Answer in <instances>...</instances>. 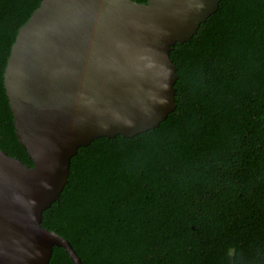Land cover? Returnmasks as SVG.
Here are the masks:
<instances>
[{"label": "trees", "instance_id": "trees-1", "mask_svg": "<svg viewBox=\"0 0 264 264\" xmlns=\"http://www.w3.org/2000/svg\"><path fill=\"white\" fill-rule=\"evenodd\" d=\"M42 1L0 0V150L29 167L4 74ZM170 58L176 110L80 148L42 226L83 264H264V0H222ZM49 264L73 262L54 248Z\"/></svg>", "mask_w": 264, "mask_h": 264}, {"label": "water", "instance_id": "water-1", "mask_svg": "<svg viewBox=\"0 0 264 264\" xmlns=\"http://www.w3.org/2000/svg\"><path fill=\"white\" fill-rule=\"evenodd\" d=\"M222 0H43L19 30L4 87L33 167L0 150V264H49L71 243L42 226L71 160L97 139H133L176 110L170 53Z\"/></svg>", "mask_w": 264, "mask_h": 264}]
</instances>
